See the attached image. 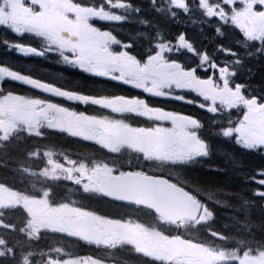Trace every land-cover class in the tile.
I'll use <instances>...</instances> for the list:
<instances>
[{
    "label": "snow or ice",
    "instance_id": "obj_1",
    "mask_svg": "<svg viewBox=\"0 0 264 264\" xmlns=\"http://www.w3.org/2000/svg\"><path fill=\"white\" fill-rule=\"evenodd\" d=\"M22 4L31 15L44 7L38 0ZM245 4L67 0L64 19L82 25L95 38L93 46L78 38L67 47L62 35L44 31L37 23L17 22L21 0H0V33L5 35L0 43L6 52L34 58L58 55L62 67L123 89L111 96L72 91L0 61V91L6 84L23 83L82 107L91 102L119 117L117 123L125 128L162 136L164 158L153 161L145 152L143 161L167 165L170 182L196 195L210 218L215 214L209 204L231 207L228 198L236 197L235 211L243 206L245 219L240 223L250 243L264 244V233L257 238L248 222L257 204L264 213V130L257 127V121L264 120V36L236 23ZM249 7L264 12V0ZM37 40L46 46L39 47ZM53 46L60 51L53 52ZM113 101L127 107H113ZM232 184L239 187L233 189ZM209 188L225 199H210Z\"/></svg>",
    "mask_w": 264,
    "mask_h": 264
},
{
    "label": "flooded vegetation",
    "instance_id": "obj_2",
    "mask_svg": "<svg viewBox=\"0 0 264 264\" xmlns=\"http://www.w3.org/2000/svg\"><path fill=\"white\" fill-rule=\"evenodd\" d=\"M38 2L44 7L35 15L22 6L25 12L19 23L51 26L52 21L61 20L55 13L63 6L61 0ZM259 2L246 0L236 23L264 36V12L249 7ZM65 25L59 32L67 47H72L78 38L90 46L95 44V38L82 25L69 21ZM82 35H87V39ZM4 39L5 35L0 33V41ZM15 59L20 61L21 57L6 52L0 43V61L25 72L12 64ZM27 59L21 60L29 63L28 74L62 88L94 96H111L123 91L118 86L84 78L61 64L51 67L34 57ZM61 72L63 77L57 75ZM112 106L127 107L120 101H113ZM0 111V147L12 144L10 167L3 161L0 166V264H164L163 261L174 264L180 261L170 260L164 242L159 241L160 236L165 239L162 218L144 208L103 196L119 195L117 185L107 191L98 189L108 179L127 182V174L170 182L171 170L167 165L147 164L141 158L145 152L153 161L164 158L162 136L125 128L117 123L119 117L106 108L94 107L91 102L82 107L23 83L4 85L0 91ZM11 115L13 124L4 125L3 118ZM125 119L132 124L141 123L135 118ZM257 127L264 130V120L257 121ZM133 135L140 138L132 139ZM7 137L12 140L5 141ZM238 186L230 185L233 189ZM207 192L212 200L225 199L212 188ZM126 193L127 187H124L123 194ZM228 199L231 207H218L215 203L208 206L236 213L220 216L228 225L243 226L240 220L235 221L243 206L236 212L239 200ZM175 228L179 229V225ZM148 231H157L160 236L154 238ZM169 234L167 231L166 235ZM253 264L262 263L257 260Z\"/></svg>",
    "mask_w": 264,
    "mask_h": 264
},
{
    "label": "water",
    "instance_id": "obj_3",
    "mask_svg": "<svg viewBox=\"0 0 264 264\" xmlns=\"http://www.w3.org/2000/svg\"><path fill=\"white\" fill-rule=\"evenodd\" d=\"M128 181V179H127ZM117 184L124 185V181ZM134 187L127 191V202L149 207L158 214H166L172 217V212L179 210L180 218L195 219L199 212V206L192 197L182 189L173 187L159 180H135ZM180 254L204 255L202 246L175 238L172 242Z\"/></svg>",
    "mask_w": 264,
    "mask_h": 264
},
{
    "label": "trees",
    "instance_id": "obj_4",
    "mask_svg": "<svg viewBox=\"0 0 264 264\" xmlns=\"http://www.w3.org/2000/svg\"><path fill=\"white\" fill-rule=\"evenodd\" d=\"M10 158H12V151L9 153ZM223 180H221L222 182ZM237 187V184H233ZM227 186V185H225ZM261 206L257 204L256 209L251 210V218L249 222H252V231L256 233L257 238H261V234L264 233V213L260 211ZM215 211L216 216H218L217 220L215 221V224L213 227H204L199 228L201 233V240H204L207 236V233L210 232H218L220 234L226 235L229 238L228 247L230 248H240L244 249L247 247V244L250 243V236L249 234H243L242 231L244 228H238L237 226L233 227L228 225V227H225L224 220L221 219L220 212L218 209ZM224 216V213H221ZM257 225H259V228H257ZM242 230V231H241Z\"/></svg>",
    "mask_w": 264,
    "mask_h": 264
},
{
    "label": "rangeland",
    "instance_id": "obj_5",
    "mask_svg": "<svg viewBox=\"0 0 264 264\" xmlns=\"http://www.w3.org/2000/svg\"><path fill=\"white\" fill-rule=\"evenodd\" d=\"M21 2H22V0H21ZM62 3H63V6H61V7H59V8H57V10L55 11V13L56 14H58V16H59V18L61 19V21H55V22H51L50 24H51V26H53L54 27V29H52L51 30V28L50 27H48L47 25H46V31L47 32H49V33H55V32H58L57 30L58 29H60L61 27H67L66 25H65V23L67 22L65 19H64V17H63V15H62V12H63V10H64V8H65V5H66V3H67V1H64V0H62ZM24 12H25V10L22 8V5L20 6V7H18L17 9H16V18H17V22H19L18 21V19L20 18V17H22V15L24 14ZM63 21H66V22H63ZM74 25H75V23H74ZM54 30V31H53ZM66 35V34H65ZM64 35V36H65ZM82 37H83V39L84 40H86L87 38V35H82ZM73 41V40H72ZM44 43V42H43ZM46 45H44V47H45ZM1 112V111H0ZM239 187V186H238ZM9 196L10 195H8V198H9ZM244 211V210H243ZM243 211L242 212H240V215L243 213ZM230 255H231V253H229V252H225V251H219V252H217V253H214V252H212L211 253V255H209V257H207V258H205V259H202V260H200L199 262H197L196 264H219V263H222V262H224V261H226V260H230L231 258H234L235 259V257H233V256H235V255H233L232 257H230ZM248 257H246L245 255L244 256H241L240 258H237V264H246L245 262L248 260L247 259ZM258 260H259V262H261L262 264L264 263V255H260L259 257H258ZM248 264H252L254 261L253 260H248Z\"/></svg>",
    "mask_w": 264,
    "mask_h": 264
}]
</instances>
